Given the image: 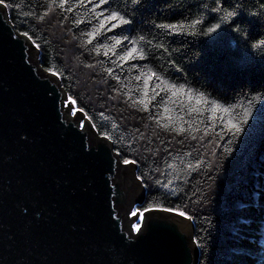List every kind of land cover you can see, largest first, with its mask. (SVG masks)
<instances>
[{
    "label": "trees",
    "instance_id": "trees-1",
    "mask_svg": "<svg viewBox=\"0 0 264 264\" xmlns=\"http://www.w3.org/2000/svg\"><path fill=\"white\" fill-rule=\"evenodd\" d=\"M98 2L68 0L61 8L60 0H0L15 30L28 32L39 45L30 40L41 68L59 73L67 97L84 110L99 136L112 137L108 140L122 161H136L130 164L145 192L133 209L142 213L156 206L191 216L196 264H264V45L259 44L264 40V0H227L219 13L210 11L216 7L213 0H147L131 25L106 36H129L138 42L144 36L168 51L146 49L154 53L147 61L137 59L121 67L112 61L127 50V42L108 56V49L99 46L114 43L110 38L99 36L87 43L91 26L99 23L92 19V6ZM106 7L116 9L117 4ZM233 10L238 16L210 36L192 34V29L164 36L154 27L187 26L206 18L207 23L195 25L199 33ZM79 20L86 23L75 22ZM131 64L144 72L149 65L177 85L175 95L160 92L145 110L139 103L145 77L137 80L140 68L129 70ZM109 67L114 68L112 74ZM157 83L155 78L149 81V97ZM159 86L168 88L163 81ZM246 112L247 123H242ZM165 124L185 131L169 130ZM232 125L244 131L228 132Z\"/></svg>",
    "mask_w": 264,
    "mask_h": 264
},
{
    "label": "water",
    "instance_id": "water-1",
    "mask_svg": "<svg viewBox=\"0 0 264 264\" xmlns=\"http://www.w3.org/2000/svg\"><path fill=\"white\" fill-rule=\"evenodd\" d=\"M65 97L0 3V264H196L175 212H142L127 240L142 182Z\"/></svg>",
    "mask_w": 264,
    "mask_h": 264
},
{
    "label": "snow or ice",
    "instance_id": "snow-or-ice-1",
    "mask_svg": "<svg viewBox=\"0 0 264 264\" xmlns=\"http://www.w3.org/2000/svg\"><path fill=\"white\" fill-rule=\"evenodd\" d=\"M68 0H60V5L59 7L64 8L65 5L67 4ZM85 2V0H80V3L83 4ZM89 3H92V0H88ZM116 3L117 4V8L116 9H111L110 7H106V6H110L111 4ZM147 0H99L98 3L93 4L92 6V19L93 20H98V26L97 25H92L91 26V30L87 33L88 35V40L87 43L88 44H92L93 41L97 40V38L99 36H104L106 39L110 38L112 41H114V43H112L111 45L108 44H101L99 47L100 48H106L108 49L107 51H104V55L108 56L109 55V51L112 52L113 55H116V49L122 45L125 44V42H127L128 47L127 50L123 52L122 55L117 56L116 60L112 61V64L115 65L116 67H121L123 64H127L130 61L133 60H144L147 61L150 58V55H154V53H149L146 49H155V48H159L162 49L163 51L167 52L168 49H166L164 47L163 43L160 44H154L152 40H146L144 36H140L139 37V42H143L144 43V47L140 46V43L136 40L133 39L129 36H111V37H107L106 33H110L113 32L116 29H121L124 30V27L126 25H131L133 23L134 17L136 12H142V10L144 9V7L146 6ZM213 3L216 5V7L210 9L211 12L214 13H219L220 11H222L224 9V5L227 3V0H213ZM129 4L131 6H133V11H129ZM98 9H100L98 11ZM69 12L73 11L72 8H68L67 9ZM238 16V12L233 10V11H228L226 13V15H224L223 17L220 18L221 22L220 23H215L213 26H210L206 29V31H202L197 33L195 30V25L198 24H204L207 23V19L206 18H201V19H196L193 20L191 22L190 25H185V24H177V23H162V24H156L154 25V27L158 30H162L161 31V35L167 36L169 33L171 34H187L189 29H192V34H201V35H205V36H210V34L217 32L218 29H221L222 27V23L225 21H228L229 19L233 18V17H237ZM42 19V17H41ZM76 23H80V24H84L86 23V21L84 20H79V21H75ZM88 24H91V21L87 22ZM232 23L235 24L236 21L233 19ZM239 30V29H237ZM23 36H25L26 38H28L29 40L32 41L33 45H35L36 47H39L38 44H36V41L33 39L32 36L29 35L28 32H24ZM213 40L215 39V37H211ZM260 45H264V40L259 41ZM258 45L257 44H252L253 48H256ZM169 63L171 64H175V61H169ZM140 68V66L138 64H131L130 69H137ZM144 68H147V72H144L143 68H140L141 71V76H137L136 79L140 80L143 77L144 78V98L140 99L139 103H141L144 107L145 110H148L150 105L152 104V101L156 99V96L160 94V92H165V94H167L168 91H171L173 95H175V89L177 88V85L175 84H170V82L168 80H166L163 76L161 75H157V73L149 66V65H145ZM48 71L52 72L53 75H59V73L54 72L52 69H48ZM107 72L109 74H112L114 72V68L109 67L107 69ZM153 78H155V80L158 82L156 85V88L154 89V94L149 97L148 96V84L149 81L152 80ZM116 79L119 80L120 77L116 76ZM163 81V83L165 85L168 86L167 89L164 88H160L159 86V82ZM180 89H184L185 85L180 84L179 85ZM192 90L188 89V92L190 93ZM201 97H203V93L200 94ZM65 100L67 101V105H68V111L71 112L72 111V105H74L76 103V101H73L71 97H65ZM213 105L216 104L215 101L211 102ZM80 112H83L84 110L81 108L79 110ZM165 111L167 112V108H165ZM193 112H197L200 111L198 109L193 108L192 109ZM211 111L213 113L216 112V108L212 107ZM225 112L228 111V109H224ZM250 113L246 112L245 113V117L244 120L242 121V123H247V116ZM231 123V122H229ZM82 126V125H81ZM163 127L168 128L169 130H173V131H177V132H184L185 129L183 128V126L178 127V128H170V126L168 124L163 125ZM192 125L189 124V128H191ZM234 130V131H233ZM228 132H233V134H238L242 131H244L243 127L240 125H232V127H229L227 129ZM106 135V134H105ZM107 139L111 140L112 137L111 136H107ZM193 139H195V137H193ZM117 153L119 154V150L117 149ZM123 163L125 165L129 164V163H136V161H129L128 159H124ZM200 162L197 161V164H199ZM188 169H192L193 165L192 164H188L187 165ZM169 184L172 183V181L170 180L168 182ZM165 187H168V185H165ZM154 208H156V206H153ZM159 210L161 211H165V212H175V214L179 217H185L188 220H191L192 217L189 216L186 212L184 211H179L176 209H172V208H160ZM145 211H149V209H145ZM130 215H133L135 217H137V220L139 221V217H140V213L139 212H132L130 210ZM131 232H135L137 233V236L134 238L131 235ZM131 232L127 237V240L131 243H136L139 241L140 236L139 234L141 233V225L139 222L132 224L131 225ZM197 243V245H199V240L197 239L195 241Z\"/></svg>",
    "mask_w": 264,
    "mask_h": 264
},
{
    "label": "rangeland",
    "instance_id": "rangeland-1",
    "mask_svg": "<svg viewBox=\"0 0 264 264\" xmlns=\"http://www.w3.org/2000/svg\"><path fill=\"white\" fill-rule=\"evenodd\" d=\"M75 108H76L75 106L72 107V111L70 112V115H71V116L73 115V111H74ZM132 212H135V210L132 209ZM128 215H130V213H129ZM140 217H141V213H140ZM140 217H139V221L136 219L132 224H135V223H137V222L140 223ZM132 224H131V225H132Z\"/></svg>",
    "mask_w": 264,
    "mask_h": 264
}]
</instances>
